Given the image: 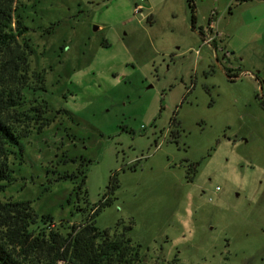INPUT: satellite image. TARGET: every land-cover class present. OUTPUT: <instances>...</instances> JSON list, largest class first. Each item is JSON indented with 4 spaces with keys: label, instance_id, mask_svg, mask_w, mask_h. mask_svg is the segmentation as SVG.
Returning <instances> with one entry per match:
<instances>
[{
    "label": "rangeland",
    "instance_id": "374dc122",
    "mask_svg": "<svg viewBox=\"0 0 264 264\" xmlns=\"http://www.w3.org/2000/svg\"><path fill=\"white\" fill-rule=\"evenodd\" d=\"M19 3L50 122L23 139L0 200L78 225L81 172L90 205L118 173L96 227L131 224L142 264H264V8L228 54L203 44L186 0H151V15L136 0Z\"/></svg>",
    "mask_w": 264,
    "mask_h": 264
},
{
    "label": "trees",
    "instance_id": "16d2710c",
    "mask_svg": "<svg viewBox=\"0 0 264 264\" xmlns=\"http://www.w3.org/2000/svg\"><path fill=\"white\" fill-rule=\"evenodd\" d=\"M186 3L192 29L203 36L204 29L197 28L195 0ZM22 10L19 0H0V195L16 181L12 158H24L23 139L36 130L43 133L50 122L47 101L31 97V91L45 90L46 86L43 72L31 71L34 51L27 39L30 28ZM237 77L228 73L231 82ZM81 175L83 181L75 189L78 200L84 197L85 218L78 225H58L53 216L38 215L29 200H0V264H142L140 246L129 237L131 224L126 226L121 221L114 230L103 231L96 227L104 209L114 205L113 197L121 188L119 174L110 177L107 192L92 205L83 192L85 171ZM76 177L74 173H60L59 180L72 181Z\"/></svg>",
    "mask_w": 264,
    "mask_h": 264
},
{
    "label": "crops",
    "instance_id": "0c3cea01",
    "mask_svg": "<svg viewBox=\"0 0 264 264\" xmlns=\"http://www.w3.org/2000/svg\"><path fill=\"white\" fill-rule=\"evenodd\" d=\"M220 1L221 0H195L198 7L197 28L202 27L204 29V34L200 36L197 31L195 32L201 37L203 44H212L216 51L226 50L225 52L229 54L228 48L232 50L236 49L234 42L237 38L239 29L247 23L246 14L259 7L264 8V0H224V4H219V8L216 9L215 4L220 3ZM233 4L237 6V11L230 13L227 8L231 7ZM142 6L144 10L147 8L151 15V10L153 9L151 0H146ZM222 7L224 11H222ZM214 13L217 18L214 16ZM228 13L229 17H226ZM188 15L190 17V14ZM149 22H151V20ZM210 40L211 42L208 43ZM238 78L239 77H237V79Z\"/></svg>",
    "mask_w": 264,
    "mask_h": 264
},
{
    "label": "built area",
    "instance_id": "2783aa9c",
    "mask_svg": "<svg viewBox=\"0 0 264 264\" xmlns=\"http://www.w3.org/2000/svg\"><path fill=\"white\" fill-rule=\"evenodd\" d=\"M145 1L146 0H136V6H135V9H134L136 15L142 13V11L144 10L142 4ZM210 42H211V40L208 43H210Z\"/></svg>",
    "mask_w": 264,
    "mask_h": 264
},
{
    "label": "flooded vegetation",
    "instance_id": "af4514ba",
    "mask_svg": "<svg viewBox=\"0 0 264 264\" xmlns=\"http://www.w3.org/2000/svg\"><path fill=\"white\" fill-rule=\"evenodd\" d=\"M240 78V77H239ZM237 79V78H236Z\"/></svg>",
    "mask_w": 264,
    "mask_h": 264
}]
</instances>
